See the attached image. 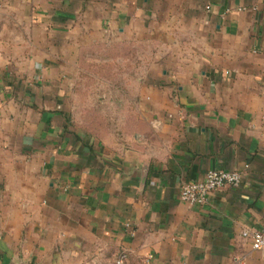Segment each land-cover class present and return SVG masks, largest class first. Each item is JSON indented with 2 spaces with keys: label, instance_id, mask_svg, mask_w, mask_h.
<instances>
[{
  "label": "crops",
  "instance_id": "crops-1",
  "mask_svg": "<svg viewBox=\"0 0 264 264\" xmlns=\"http://www.w3.org/2000/svg\"><path fill=\"white\" fill-rule=\"evenodd\" d=\"M98 43L133 50L91 133L66 95ZM11 69L37 92L30 160L0 193V264H115L121 249L124 264H264L240 235L264 229V0H0V86ZM209 169L242 182L181 201Z\"/></svg>",
  "mask_w": 264,
  "mask_h": 264
},
{
  "label": "rangeland",
  "instance_id": "rangeland-1",
  "mask_svg": "<svg viewBox=\"0 0 264 264\" xmlns=\"http://www.w3.org/2000/svg\"><path fill=\"white\" fill-rule=\"evenodd\" d=\"M132 50L126 43L114 48L111 44L98 43L80 50L79 68L73 73L74 82L66 95L74 125L98 133L106 123H111L109 117H100L101 111H110L109 106L101 104V101L116 94L117 90L120 95L124 94V89L112 87L110 81L121 74L120 70L130 60L128 54ZM6 78L13 86L7 84L6 80L0 86V193L14 188L13 179L24 174V165L30 160V155L19 149L20 120L23 114L33 117L29 96H36L37 92L29 84L33 81H30L32 77L29 72L11 69ZM44 105H47L45 101L35 106Z\"/></svg>",
  "mask_w": 264,
  "mask_h": 264
},
{
  "label": "built area",
  "instance_id": "built-area-1",
  "mask_svg": "<svg viewBox=\"0 0 264 264\" xmlns=\"http://www.w3.org/2000/svg\"><path fill=\"white\" fill-rule=\"evenodd\" d=\"M245 169L248 165H244ZM242 173L237 170L209 169L199 180H191L182 183L179 189L181 201L190 205L206 202L207 196L224 186L238 187L242 182ZM126 226H129L126 224ZM242 238L248 240L249 246L254 251L264 252V229H243L240 232ZM149 258V257H148ZM127 259V251L121 249L114 259L115 264H124ZM235 264H247L241 258L234 259Z\"/></svg>",
  "mask_w": 264,
  "mask_h": 264
}]
</instances>
